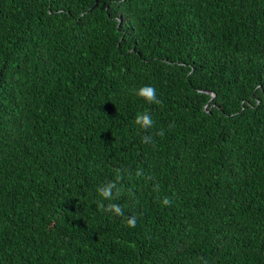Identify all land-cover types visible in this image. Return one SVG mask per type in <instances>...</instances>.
Wrapping results in <instances>:
<instances>
[{
	"label": "trees",
	"instance_id": "obj_1",
	"mask_svg": "<svg viewBox=\"0 0 264 264\" xmlns=\"http://www.w3.org/2000/svg\"><path fill=\"white\" fill-rule=\"evenodd\" d=\"M205 261L264 264V0H0V264Z\"/></svg>",
	"mask_w": 264,
	"mask_h": 264
},
{
	"label": "clouds",
	"instance_id": "obj_2",
	"mask_svg": "<svg viewBox=\"0 0 264 264\" xmlns=\"http://www.w3.org/2000/svg\"><path fill=\"white\" fill-rule=\"evenodd\" d=\"M134 94L141 98L143 101H145L148 104H160V100L157 97L156 89L152 86H142L138 89L134 90ZM153 120L152 117L146 113L142 112L137 114L134 124L139 126L141 129H151L153 127ZM158 136H163L164 132L161 130L160 132L156 133ZM151 140L150 136H145L143 138V141L145 143H148ZM123 179V175L119 170H117V174L114 180L108 181L104 183L102 186H100L97 190V194L100 197V203L99 207L101 210L111 213L114 216H124V210L113 201L120 198L122 194V188L119 186V182ZM158 187V186H157ZM104 201H108V204L105 206L103 203ZM162 206H170L171 200L168 197H165L162 201ZM137 218L136 216H130L127 217V226L129 228H134L136 226ZM204 264H207V261L204 262Z\"/></svg>",
	"mask_w": 264,
	"mask_h": 264
}]
</instances>
